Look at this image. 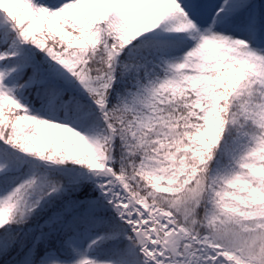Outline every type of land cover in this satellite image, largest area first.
I'll return each instance as SVG.
<instances>
[{
    "label": "snow or ice",
    "instance_id": "6c2138e0",
    "mask_svg": "<svg viewBox=\"0 0 264 264\" xmlns=\"http://www.w3.org/2000/svg\"><path fill=\"white\" fill-rule=\"evenodd\" d=\"M3 264H264V0H0Z\"/></svg>",
    "mask_w": 264,
    "mask_h": 264
},
{
    "label": "trees",
    "instance_id": "16d2710c",
    "mask_svg": "<svg viewBox=\"0 0 264 264\" xmlns=\"http://www.w3.org/2000/svg\"><path fill=\"white\" fill-rule=\"evenodd\" d=\"M0 264H3V261L2 260H0Z\"/></svg>",
    "mask_w": 264,
    "mask_h": 264
}]
</instances>
